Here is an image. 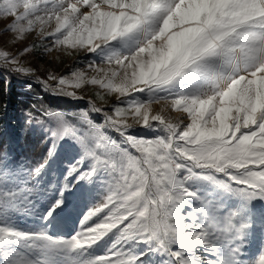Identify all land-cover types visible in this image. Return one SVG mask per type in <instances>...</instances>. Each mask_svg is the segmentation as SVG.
<instances>
[{
	"label": "snow or ice",
	"instance_id": "obj_1",
	"mask_svg": "<svg viewBox=\"0 0 264 264\" xmlns=\"http://www.w3.org/2000/svg\"><path fill=\"white\" fill-rule=\"evenodd\" d=\"M0 16L18 38L39 26L53 45L95 54L90 67L110 66L60 86L119 97L112 114L93 106L103 124L43 112L35 123L52 126L35 161L0 145V264H245L250 206L264 200V0H0ZM166 110L185 115L174 122ZM69 137L78 157L59 184L46 180ZM77 188L88 201L78 229L50 232ZM53 190L43 227L13 219ZM247 264H264V247Z\"/></svg>",
	"mask_w": 264,
	"mask_h": 264
},
{
	"label": "trees",
	"instance_id": "obj_2",
	"mask_svg": "<svg viewBox=\"0 0 264 264\" xmlns=\"http://www.w3.org/2000/svg\"><path fill=\"white\" fill-rule=\"evenodd\" d=\"M38 44L34 45L39 47ZM95 58V54H90L89 52L82 53L77 56L71 66L78 67L82 63L95 60ZM70 70L69 67L65 72H69ZM42 79L37 74L28 75L0 67V145H3L5 150H10L13 155L20 157L25 162L39 159L46 147L45 141L47 136L45 134L52 125L46 121L43 126L35 123V120H44L43 112L46 110L57 111L74 116L87 114L90 119L103 124L104 116L94 111L91 106L92 103L95 104V107L104 109L111 114L112 105L119 99L117 96L112 100L110 94L102 92L99 87H90L89 95L86 94L89 98L84 97L83 99H76L65 94H55L50 87L44 86ZM22 83H29L31 85L30 89L33 95L27 93V91H20L18 89V84ZM97 93L100 95H97ZM134 131L137 135H141L145 132V129L134 128ZM108 134L116 140L120 139L115 132L108 131ZM58 144L59 155L53 164L55 176L53 177L49 174L46 178V180H53L57 184L61 182L62 173L68 163L78 157V146L76 141L70 137L59 141ZM81 192L82 189L77 188L68 196L69 203L60 213L58 220L48 226L50 232L68 235L75 229H78L79 220L88 208V201L84 199ZM54 194L53 190L42 196V199L37 202L34 209L21 206L13 219L22 226L31 228L43 227L44 222L39 219V213L43 211V203ZM256 227L258 229L257 233L250 231V234L253 243L259 245L262 242L261 237L264 235V218L262 224ZM251 256L252 252L250 248L245 247L244 257Z\"/></svg>",
	"mask_w": 264,
	"mask_h": 264
},
{
	"label": "rangeland",
	"instance_id": "obj_3",
	"mask_svg": "<svg viewBox=\"0 0 264 264\" xmlns=\"http://www.w3.org/2000/svg\"><path fill=\"white\" fill-rule=\"evenodd\" d=\"M12 22L13 21L11 18H5L3 16H0V51L8 52L9 56L15 57L18 63L15 65L10 63L5 64L4 61L0 59V67H3L8 70H14L19 67L26 70L21 73H25L28 75L30 74L40 75L43 78L42 80L44 86L47 88L50 87L55 94L64 95L65 92L67 91H74L76 93L75 96L76 99H83L84 97H88L90 93V87H99L98 85L84 84L80 88H72L67 85L60 86L58 84V81L61 77L71 78V74L75 71H80L85 73L88 78L102 77L103 73L95 71L94 68H102L107 70L110 67L108 64L100 63L99 61H96V63L92 67H90L89 65L92 64V62L94 61L93 60L88 63H82L78 67L71 66L79 54L88 52L87 49H80V48L71 49V48H67L66 46L65 47L55 46L53 45L51 39L48 40L44 39V37L40 34L39 26H37L32 32L26 33L22 39L18 38L17 33L6 31V29L9 27L10 23ZM54 27H55L54 23L46 27L44 29L45 34L52 31ZM36 43H39L38 44L39 47L34 45ZM43 45L48 46V51H45ZM25 48H30L31 51L25 53L23 51ZM69 67L71 70L69 72H65L66 70L69 69ZM7 81L9 80L7 79ZM30 87L31 85L29 83L18 84V89L20 91H27V93L33 95V92H31ZM61 88H63L64 90L61 91ZM101 91L106 92V90L104 89H101ZM117 96L118 95L115 93L110 94L112 100ZM91 106L93 108L95 104L92 103ZM151 107H152V113L156 114L157 112L160 111L161 108L166 106L163 103H161V104H153ZM164 114L167 117H170L174 122L179 120L181 117L185 115L183 113L177 114L176 112L170 110H166ZM93 121L96 122L95 120ZM128 122L133 123L131 120H129ZM136 128H140V127L135 126V129ZM146 131L147 130H145V132H143L140 136L150 135V133ZM73 191L74 189L66 193L67 196L66 206L69 203L68 196L72 194ZM233 203L234 205H238L239 201L236 198H232L229 200V204L233 205ZM248 214L251 223L250 231L253 233H257L258 229L256 226L261 225L262 220L264 218V200L253 201L250 206V211ZM261 240L262 242L259 245H255L252 241L251 234L249 235V238L246 242V248L247 247L250 248V251L252 252V256L244 257L246 260L245 264H247L248 261H251L258 257V253L260 249L264 247V235H262Z\"/></svg>",
	"mask_w": 264,
	"mask_h": 264
},
{
	"label": "bare ground",
	"instance_id": "obj_4",
	"mask_svg": "<svg viewBox=\"0 0 264 264\" xmlns=\"http://www.w3.org/2000/svg\"><path fill=\"white\" fill-rule=\"evenodd\" d=\"M177 114H179V113H177Z\"/></svg>",
	"mask_w": 264,
	"mask_h": 264
}]
</instances>
